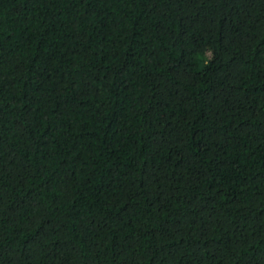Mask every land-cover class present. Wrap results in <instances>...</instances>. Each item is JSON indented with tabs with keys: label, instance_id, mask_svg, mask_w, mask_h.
<instances>
[{
	"label": "trees",
	"instance_id": "trees-1",
	"mask_svg": "<svg viewBox=\"0 0 264 264\" xmlns=\"http://www.w3.org/2000/svg\"><path fill=\"white\" fill-rule=\"evenodd\" d=\"M0 264H264V0H0Z\"/></svg>",
	"mask_w": 264,
	"mask_h": 264
}]
</instances>
